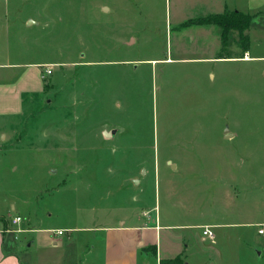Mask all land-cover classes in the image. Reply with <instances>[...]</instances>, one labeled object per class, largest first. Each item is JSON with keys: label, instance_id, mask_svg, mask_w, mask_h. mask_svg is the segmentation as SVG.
<instances>
[{"label": "rangeland", "instance_id": "374dc122", "mask_svg": "<svg viewBox=\"0 0 264 264\" xmlns=\"http://www.w3.org/2000/svg\"><path fill=\"white\" fill-rule=\"evenodd\" d=\"M197 1L0 0V63L53 68L0 150L12 214L99 227L102 211L144 204L175 225L264 220V16L244 54L237 31L222 44L221 28L189 24ZM222 229L239 242L241 228ZM254 229L245 254L258 252ZM178 230L196 234L187 254L200 264L195 248L210 241Z\"/></svg>", "mask_w": 264, "mask_h": 264}, {"label": "crops", "instance_id": "0c3cea01", "mask_svg": "<svg viewBox=\"0 0 264 264\" xmlns=\"http://www.w3.org/2000/svg\"><path fill=\"white\" fill-rule=\"evenodd\" d=\"M197 3H203L204 7L197 10L199 17L225 10L251 13L255 15L253 19L264 16V0H198ZM204 29L212 30L206 26ZM46 66L47 63L34 61L0 63V150L15 141L17 125L34 112V101L44 92ZM146 206H128L131 210L115 212L111 216H105L102 211L99 227L51 228L42 225L38 215L37 220H31L24 212L12 214L14 210H20L18 204L12 199H0V264H148L149 257L161 264L162 259H173L179 254L185 264H194L188 259L187 252L196 234L178 230L186 228L200 229L202 240L210 241L208 249L195 248L200 264H257L258 258H262L260 264H264V233H260L264 229V220H220L211 214L205 224L175 225L162 222L161 214L148 217ZM15 216L23 218L22 222L15 224ZM207 226L213 230V237L204 234ZM251 227H255L251 246L258 252L245 254L242 242L244 239L249 242ZM222 228H241L237 233L239 242L236 243L230 233L227 236L228 231ZM59 229L64 234L57 233ZM73 231L94 234L74 235Z\"/></svg>", "mask_w": 264, "mask_h": 264}, {"label": "trees", "instance_id": "16d2710c", "mask_svg": "<svg viewBox=\"0 0 264 264\" xmlns=\"http://www.w3.org/2000/svg\"><path fill=\"white\" fill-rule=\"evenodd\" d=\"M254 17L255 15L251 13H244L237 10H225L221 13L210 14L207 16H201V18L193 19L189 22V24L218 26L222 29V43L225 42V37L230 31H237V38H234L233 41L237 44L239 43L243 53L245 54L251 47L249 32L252 28L251 23ZM161 264H185V262L182 259L181 254H179L173 259H162Z\"/></svg>", "mask_w": 264, "mask_h": 264}, {"label": "built area", "instance_id": "2783aa9c", "mask_svg": "<svg viewBox=\"0 0 264 264\" xmlns=\"http://www.w3.org/2000/svg\"><path fill=\"white\" fill-rule=\"evenodd\" d=\"M53 72V68H51V67H48V68H46V70H45V74H44V76H46V75H49V74H51ZM22 219L23 218H21L20 216H15L14 218H13V222L15 223V224H17V223H20V222H22ZM57 231V233H59V234H64L63 232V230H56ZM262 233H264V230H262ZM204 234L207 236H210V237H213L214 236V232H213V230L211 229V228H209V227H207V229L204 231Z\"/></svg>", "mask_w": 264, "mask_h": 264}, {"label": "water", "instance_id": "95a60500", "mask_svg": "<svg viewBox=\"0 0 264 264\" xmlns=\"http://www.w3.org/2000/svg\"><path fill=\"white\" fill-rule=\"evenodd\" d=\"M104 133H105V135H106L107 137H109V136L111 135L110 132H108V131H105ZM226 135H227L228 137L232 136V135H230V133H228V129H227V131H226Z\"/></svg>", "mask_w": 264, "mask_h": 264}]
</instances>
